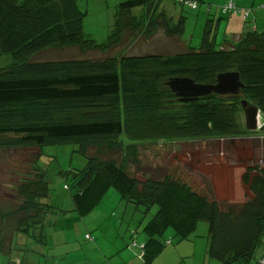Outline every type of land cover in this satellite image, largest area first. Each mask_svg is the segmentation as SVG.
<instances>
[{
	"label": "trees",
	"instance_id": "trees-1",
	"mask_svg": "<svg viewBox=\"0 0 264 264\" xmlns=\"http://www.w3.org/2000/svg\"><path fill=\"white\" fill-rule=\"evenodd\" d=\"M161 1L121 2L108 39L98 44L84 32L87 13L79 0H0V54L14 60L0 69V153L33 156L28 163L35 173L17 190L20 208L0 213V219L14 217L15 232L26 236L42 234L47 218L63 212L49 201L48 176L40 163L43 148L74 144L87 158L84 168L66 173L75 209L82 217L88 215L113 189L150 216L143 228L149 237L143 248L146 264L163 253L168 230L179 242L188 241L201 221L209 224L210 259L251 264L263 245L264 168L249 167L242 175L251 194L248 200L222 205L166 170L144 165L138 146L244 135L236 118L240 102L247 100L264 115V31L252 29L237 43L221 47L218 29L208 20L199 48L188 45L172 55L34 61L52 50L105 55L126 40H148L160 30L169 38L183 37L186 18L176 23ZM139 7L145 12L136 16L133 11ZM235 71L245 86L240 98L211 94L182 103L168 86L176 78L214 85L220 74Z\"/></svg>",
	"mask_w": 264,
	"mask_h": 264
},
{
	"label": "rangeland",
	"instance_id": "rangeland-1",
	"mask_svg": "<svg viewBox=\"0 0 264 264\" xmlns=\"http://www.w3.org/2000/svg\"><path fill=\"white\" fill-rule=\"evenodd\" d=\"M123 1L127 0H79L81 9L87 13L84 21V32L90 35L98 44L104 43L113 29L116 7ZM229 1L231 0H197V10H192L188 5H181L175 0L161 1L162 10L169 14L171 18H174L176 23L181 16L186 18V31L181 38H169L163 30H160L153 38L148 40L141 36L126 40L122 47L105 55L96 52L81 54L78 49L52 50L37 55L34 61L87 57L95 59L104 56H122L124 54L130 56L172 55L185 51L188 44L192 48H199L202 44L208 19H222L223 25L218 33L219 35H217V42L223 44L224 40L228 38L225 36V24L231 17L236 15L223 13V8ZM234 1L239 6L245 4V0ZM252 1L249 0L247 4L251 6ZM238 5L235 4L236 8ZM162 10L160 9V11ZM246 11L250 13V10H245L244 13H239V16L245 15ZM133 12L136 16H140L145 12V9L139 7ZM249 22L251 23V21ZM228 35L230 36V34ZM13 63L12 56L0 54V69L7 68ZM238 111L236 118L239 129L244 134L242 136L145 142L138 146L139 159L146 166L166 170L168 174L188 183L201 194L212 195L211 197L222 205L245 202L251 194L248 187L242 183V175L249 167L264 168V133L260 127L261 123L264 122V115L262 114L260 117L261 123L258 131L254 132L255 134H246V120L241 102ZM79 151L80 146L74 144L44 147L40 162L45 166L44 170H46L48 176L51 190L49 201L67 212L65 222L64 217L66 216H59V219H62L65 230L70 228L68 236L72 237H81V234L87 232L96 233V230L85 229V223L81 220L82 217L79 214L69 212L70 206L73 204V193L65 188L66 185H70V181L66 179V173L72 169L84 168L87 164V158ZM24 154L25 152H21L17 153L16 156L11 155L8 157L6 153H0V165L4 163L3 167L0 166V213L2 215H8L20 208L22 199L18 197L17 190L21 182L27 180L28 174L35 175L28 163L33 156H28L27 153ZM132 174L136 175L135 169L132 170ZM110 192L115 193L117 199L114 200V197L110 194L106 198V203H121L118 207L116 205L117 208L113 210L116 215L120 212L122 223L120 237H147L143 232V228L150 216H144L142 212L135 209V206L123 201L117 191L112 189ZM156 210L157 207L154 208L152 213H155ZM110 217L113 216L110 214ZM13 218L0 219V249L7 248L6 245L11 240L13 231L17 228L16 220ZM53 218L54 216L50 215L48 220H53L55 222L54 226H59L58 218ZM88 221L93 224L91 218H88ZM105 227L107 237L116 236V231L111 232L107 224ZM163 240L168 243L162 256L155 264H221L216 260L207 258L209 224L205 221L198 223L196 231L188 241L179 242L175 232L171 229L165 234ZM262 250V246L257 249L251 264H258L261 256H263L261 255Z\"/></svg>",
	"mask_w": 264,
	"mask_h": 264
},
{
	"label": "crops",
	"instance_id": "crops-1",
	"mask_svg": "<svg viewBox=\"0 0 264 264\" xmlns=\"http://www.w3.org/2000/svg\"><path fill=\"white\" fill-rule=\"evenodd\" d=\"M234 3L238 5L235 1ZM247 3H249V0H245V4L238 5L237 8L243 13L245 10H250L248 19H244V15L240 17L239 14L231 17L224 27L225 36L228 38L224 40L223 44L217 42L219 46L225 47L227 44L237 43L244 33L252 29L264 31V0H253L251 6ZM221 20H212L211 23L212 27L218 29L217 35L222 29L223 22ZM110 191L100 204L85 217L78 213L74 204L70 206L69 212L79 214L82 217L81 220L85 223V229L96 230V233L87 232L81 234V237L68 236L70 228L65 230L62 219H59V216H66L67 214L66 211L62 210L63 212L53 215V219L58 218V224L60 223V225L54 226L55 222L53 220L49 221L47 218L42 234L41 231H36V236L31 237L14 230L11 240L6 245L7 248L0 249V264H146L140 257L138 247L145 246L149 237H120L122 228L120 212L116 215L113 210L121 203L115 201L114 204L106 203V198L110 194H112L114 200L117 199V195ZM110 214L113 217H110ZM72 218L77 220L74 217ZM88 218H91L93 224L88 221ZM66 219L67 216L64 217V222ZM106 224L111 232L116 231L118 233L115 237H107ZM87 235H91L94 239L87 240ZM134 241L137 244L136 247L132 245ZM262 248L261 255L264 254V244ZM162 254L153 264L159 260ZM206 255L209 258L208 245Z\"/></svg>",
	"mask_w": 264,
	"mask_h": 264
},
{
	"label": "water",
	"instance_id": "water-1",
	"mask_svg": "<svg viewBox=\"0 0 264 264\" xmlns=\"http://www.w3.org/2000/svg\"><path fill=\"white\" fill-rule=\"evenodd\" d=\"M168 86L182 103L195 102L211 94L240 98L244 84L238 72L220 74L214 85L197 84L190 78H176L169 81ZM246 127L248 131L256 132L259 129L261 110L258 106L242 100Z\"/></svg>",
	"mask_w": 264,
	"mask_h": 264
},
{
	"label": "built area",
	"instance_id": "built-area-1",
	"mask_svg": "<svg viewBox=\"0 0 264 264\" xmlns=\"http://www.w3.org/2000/svg\"><path fill=\"white\" fill-rule=\"evenodd\" d=\"M182 2L184 4H186V5H188L192 10H197L198 9V3L196 1H193V0H182ZM240 12L241 11L238 8H236V6H235V4H234V2L232 0L229 1L228 3H226L224 8H223V13L224 14H227V13L237 14V13H240ZM249 14H250L249 11H246L245 17H248ZM261 124H262L261 126L259 124L260 127L263 126L264 122L261 123ZM65 188L69 189L67 185L65 186ZM86 239L87 240H93L94 238L91 235H87ZM132 245L135 246V247L137 246L135 241L133 242ZM138 248L140 250V257L143 258V255H144L143 248H144V246H139ZM259 264H264V256L259 261Z\"/></svg>",
	"mask_w": 264,
	"mask_h": 264
},
{
	"label": "clouds",
	"instance_id": "clouds-1",
	"mask_svg": "<svg viewBox=\"0 0 264 264\" xmlns=\"http://www.w3.org/2000/svg\"><path fill=\"white\" fill-rule=\"evenodd\" d=\"M261 115H262V113H261ZM262 128V127H261Z\"/></svg>",
	"mask_w": 264,
	"mask_h": 264
}]
</instances>
